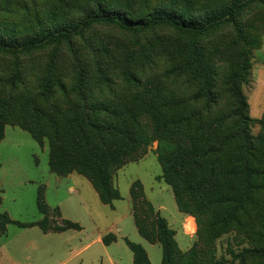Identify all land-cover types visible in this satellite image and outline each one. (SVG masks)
<instances>
[{
  "label": "rangeland",
  "instance_id": "374dc122",
  "mask_svg": "<svg viewBox=\"0 0 264 264\" xmlns=\"http://www.w3.org/2000/svg\"><path fill=\"white\" fill-rule=\"evenodd\" d=\"M232 2L101 0L100 6L133 16L167 6L197 16L222 10ZM95 5L96 0H0V21L12 23L8 27L14 39H24L53 25L75 24ZM236 25L235 29L230 24L222 25L199 37L194 53L190 38L168 26L132 32L106 23L91 25L69 44L50 45L18 56L0 52V126L4 125L0 214L6 213L11 221L22 224L39 221L42 216L36 207V195L41 185L44 202L51 209L46 228L68 226L63 219L77 220L84 229L75 236L73 232L45 234L36 226L7 224L5 233L0 234V264H108L96 244L69 258L74 247L85 243L95 231L105 230L124 235L144 249L150 264H160V246L142 239L128 214L129 188L135 181L141 184L144 199L174 232L173 239L183 255L176 264H240L241 258L244 264H264V258L247 253L259 245L251 237L254 239L253 232L259 230L257 219H264V214L253 213L246 201L240 208L248 216L233 202L209 206L204 198L205 205L200 206L181 195V203L191 215L183 214L186 221L180 223L172 187L163 178L157 156L159 147L170 150L178 143L174 128L173 135L169 128H163L171 115L205 111L203 98L196 99L200 82L188 67L193 58L212 72L215 114L230 111L225 77L247 61L248 81L240 85L248 105L246 125L264 155V0L246 7ZM81 121L80 128L97 149L104 150L97 134L86 126L92 122L120 129L125 135L103 138L105 148L119 158L142 155L136 162L111 170V187L120 195L112 202L113 209L101 204L89 182L73 171V157L86 159L75 127ZM21 126L37 133L43 146ZM54 135L63 143L67 158L62 166L72 169L70 176L49 173L48 143H53ZM129 139L136 142L131 149ZM260 182L264 185V178ZM233 187L230 183L218 193L235 200ZM151 221L145 216L141 224L152 233L155 228ZM107 252L118 264L131 263L132 254L123 240Z\"/></svg>",
  "mask_w": 264,
  "mask_h": 264
},
{
  "label": "trees",
  "instance_id": "16d2710c",
  "mask_svg": "<svg viewBox=\"0 0 264 264\" xmlns=\"http://www.w3.org/2000/svg\"><path fill=\"white\" fill-rule=\"evenodd\" d=\"M100 1L96 0L94 9L83 15L77 23L53 25L43 32L24 39H14L8 27L12 23L7 24L6 21H0V52L18 56L50 45L69 44L73 38L82 35L91 25L106 23L132 32L160 25L168 26L190 38L194 53L197 47L196 40L199 37L226 24L232 25L234 29L237 28V18L241 12L249 5L261 0H233L228 7L222 10L197 16L191 15L185 9L167 6H162L142 16H133L121 11L102 9ZM188 67L200 82L201 88L196 99L203 98L205 111L191 112L183 116L171 115L169 121L167 120V125L165 124L163 128H169L172 134L173 127L175 135H172L177 138L178 143L170 150L159 147L157 153L163 166V178L172 187L171 192L177 210L182 214L191 215L188 207L180 200L181 195H186L193 199V203L199 202L200 206L205 205V202L209 206L222 202H233L240 208L241 204L246 201L251 205L253 213L264 214V185L260 182L264 178V155L248 134L246 125L248 105L240 90V85L248 81L247 61L242 63L237 72L229 73L225 77L226 93L231 101V109L228 113L215 114L212 112L213 107L217 105L215 83L211 78L212 72L203 68L194 58ZM81 123L82 121L76 123L75 127H78L77 134L86 159L79 161L73 157V171L89 181L102 204L110 205L114 200L120 199L118 190L112 188L110 184L111 170L113 167L117 170L129 162H136L142 155L133 158H119L114 151L105 148L106 142L103 138L125 137V135L120 129L92 122L86 126L92 128L97 134L104 148L103 151L97 149L80 128ZM19 128L27 132L40 147L43 146L42 138L37 133L24 126ZM3 138L4 125L0 126V142ZM54 138L56 139L53 143H48V170L56 176L66 177L72 169H63L62 162L65 161L67 155L61 139L57 135H54ZM128 143L130 149L136 144L131 139ZM230 183L234 185L231 192L237 193L235 200L225 199L218 193L219 188ZM129 197L131 215L138 235L148 243L160 246V264H176L183 255L180 254L173 239L174 232L168 229L165 219L160 217L153 206L144 199L142 186L138 181L131 184ZM204 198L206 201L202 203ZM36 207L42 218L32 224L13 222L7 214H0V232L4 233L5 226L9 223H14L21 228L37 226L43 232L54 233L78 228L76 224L65 220L62 222L68 226L62 229L48 230L46 228L48 210L51 209L44 202V187L41 185L37 189ZM54 210L58 212L57 209ZM240 211L248 216L244 209L240 208ZM145 216L152 218L154 233L143 228L141 220ZM257 221H260L256 226L259 230L254 231V239L251 238L259 245L247 250V253L264 258V219L259 217ZM102 241L108 245L115 242L116 237L107 234ZM124 242L132 254V264H150L146 252L140 245L127 239H124ZM240 264H244L242 258Z\"/></svg>",
  "mask_w": 264,
  "mask_h": 264
},
{
  "label": "crops",
  "instance_id": "0c3cea01",
  "mask_svg": "<svg viewBox=\"0 0 264 264\" xmlns=\"http://www.w3.org/2000/svg\"><path fill=\"white\" fill-rule=\"evenodd\" d=\"M76 174V173H75ZM78 175V174H77ZM68 176H70V175H68ZM67 176V177H68ZM82 177V176H81ZM84 178V177H83ZM85 179V178H84ZM87 180V179H86ZM88 181V180H87ZM89 182V181H88ZM90 184V183H89ZM90 186L92 187V185L90 184ZM92 189L94 190V188L92 187ZM94 192H95V190H94ZM95 194H96V197L98 198V195H97V193L95 192ZM98 200H99V198H98ZM100 201V200H99ZM101 203V202H100ZM102 204V203H101ZM104 205V204H103ZM104 206H108V207H110L111 209H113V206H112V203L110 204V205H104ZM154 208V207H153ZM178 211V210H177ZM156 212H158L159 213V211L157 210ZM178 213L180 214V219H179V221H180V223H183V221H186V217H185V215H183L182 213H180L179 211H178ZM6 214V213H5ZM130 216H132L131 215V213L129 212L128 213ZM132 218V217H131ZM163 219H165V218H163ZM11 220V219H10ZM63 219H61V221H62ZM65 221H67V220H65ZM132 221H133V218H132ZM165 221H167L166 219H165ZM68 222H71V223H73V224H76L77 226H78V228L77 229H69V230H64V231H61V232H56V234H65L66 232H73V234L75 235V236H78L79 234H81V233H83L84 232V229H83V227H82V225H81V223L80 222H78L77 220H73V221H68ZM10 224V223H9ZM133 225H134V222H133ZM7 226V225H6ZM6 226H5V230H6ZM33 227V226H32ZM37 227V226H36ZM135 227V226H134ZM21 228V227H20ZM118 230V232L120 233V229H117ZM135 230H136V228H135ZM42 231V230H41ZM108 230H105L104 232H101V231H95V233L92 235V236H90V237H88L87 238V240H86V242L85 243H80L78 246H76V247H74V249H73V255H71L69 258H71V257H75V256H77V255H79L83 250H85V249H87V248H89L91 245H93V244H96V245H99V246H101V248H102V252H103V254L105 255V257H106V261H107V263L108 264H118V260L117 259H115L111 254H109L108 252H107V250L111 247V245H114V244H117L120 240H123V242H124V239H127L124 235H122V234H119L118 236H116L115 234H113L112 232L110 233L109 231L107 232ZM43 232V231H42ZM137 232V231H136ZM5 233V232H4ZM4 233H1L0 232V234H4ZM45 234L46 233H49V234H51V233H54V232H44ZM107 234H112L113 236H115L116 237V241L115 242H112V243H110V244H108V245H105L104 243H103V241H102V239H103V237L105 236V235H107ZM138 234V233H137ZM184 234V233H183ZM73 235V237H75ZM128 240V239H127ZM129 241V240H128ZM124 244H125V242H124ZM126 245V244H125ZM148 257V256H147ZM68 258V259H69ZM149 260V259H148ZM60 264H63V262H61ZM79 264H82V262H79ZM130 264H132V258H131V263Z\"/></svg>",
  "mask_w": 264,
  "mask_h": 264
}]
</instances>
